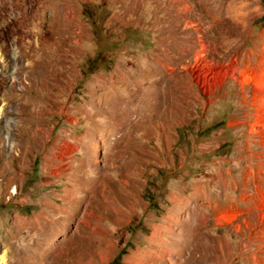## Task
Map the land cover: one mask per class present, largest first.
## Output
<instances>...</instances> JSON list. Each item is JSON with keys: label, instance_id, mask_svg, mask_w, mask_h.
Segmentation results:
<instances>
[{"label": "rangeland", "instance_id": "obj_1", "mask_svg": "<svg viewBox=\"0 0 264 264\" xmlns=\"http://www.w3.org/2000/svg\"><path fill=\"white\" fill-rule=\"evenodd\" d=\"M0 264H264V0H0Z\"/></svg>", "mask_w": 264, "mask_h": 264}, {"label": "bare ground", "instance_id": "obj_2", "mask_svg": "<svg viewBox=\"0 0 264 264\" xmlns=\"http://www.w3.org/2000/svg\"><path fill=\"white\" fill-rule=\"evenodd\" d=\"M2 262H4V258L2 259Z\"/></svg>", "mask_w": 264, "mask_h": 264}]
</instances>
